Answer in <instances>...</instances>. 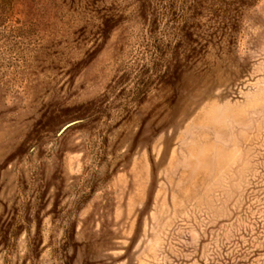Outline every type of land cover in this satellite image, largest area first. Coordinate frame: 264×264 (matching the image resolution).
Wrapping results in <instances>:
<instances>
[{
	"label": "rangeland",
	"instance_id": "rangeland-1",
	"mask_svg": "<svg viewBox=\"0 0 264 264\" xmlns=\"http://www.w3.org/2000/svg\"><path fill=\"white\" fill-rule=\"evenodd\" d=\"M0 264H264V0H0Z\"/></svg>",
	"mask_w": 264,
	"mask_h": 264
}]
</instances>
